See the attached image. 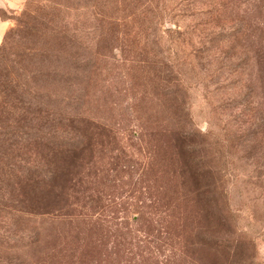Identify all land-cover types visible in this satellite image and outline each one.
<instances>
[{"label": "rangeland", "instance_id": "1", "mask_svg": "<svg viewBox=\"0 0 264 264\" xmlns=\"http://www.w3.org/2000/svg\"><path fill=\"white\" fill-rule=\"evenodd\" d=\"M0 19V264H264V0Z\"/></svg>", "mask_w": 264, "mask_h": 264}, {"label": "crops", "instance_id": "2", "mask_svg": "<svg viewBox=\"0 0 264 264\" xmlns=\"http://www.w3.org/2000/svg\"><path fill=\"white\" fill-rule=\"evenodd\" d=\"M17 6V0H0V8H13ZM7 22L0 19V28H5L7 26Z\"/></svg>", "mask_w": 264, "mask_h": 264}]
</instances>
